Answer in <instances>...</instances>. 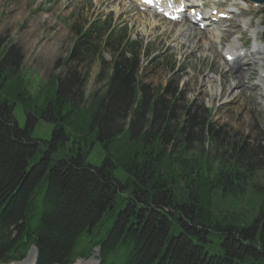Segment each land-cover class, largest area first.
<instances>
[{"label":"trees","instance_id":"trees-1","mask_svg":"<svg viewBox=\"0 0 264 264\" xmlns=\"http://www.w3.org/2000/svg\"><path fill=\"white\" fill-rule=\"evenodd\" d=\"M111 28L104 20L78 29L63 75L35 101L26 97L19 52L0 48V262L33 244L36 264H70L94 247L99 264H264V187L254 183L264 148L214 127L209 109L198 114L189 103L177 114V82L150 90L141 79L148 48ZM96 60L93 80L103 85L86 95ZM178 67L170 62L171 74ZM38 120L52 124L49 140L32 138ZM71 138L97 141L100 165L79 149L58 155ZM212 141L218 157L191 148ZM248 190L258 197L248 222L218 211V194Z\"/></svg>","mask_w":264,"mask_h":264},{"label":"rangeland","instance_id":"rangeland-1","mask_svg":"<svg viewBox=\"0 0 264 264\" xmlns=\"http://www.w3.org/2000/svg\"><path fill=\"white\" fill-rule=\"evenodd\" d=\"M236 1L240 2L236 10L247 8L244 0ZM232 2H229L226 8L230 7ZM247 10L237 18L218 25L215 29H201L204 34L193 38L199 46L215 39L219 54L216 57L209 51L191 52L192 50L183 43L186 39L178 36L177 30L181 25L173 22L172 27L160 15L154 18L159 24L157 27L153 28L144 19L142 21L139 18L140 14L145 15L148 21H151L152 14L149 10L145 11L146 13L143 12L131 0H0V48L13 46L19 52L22 57L20 75L26 86V97L35 101L37 94L38 97L41 95L38 91L45 89V85L50 83L54 75H63L65 70L63 62L76 39V31L85 29L92 21L107 20L110 22L114 35L125 31L130 40H142L148 48L150 57L145 55L141 57L143 67L141 79L150 90L159 86L166 87L168 81H171L172 88L177 82L179 91L175 102L177 114L183 113L189 103H192L193 110L198 114L203 109H209L214 127L229 135H234L238 141L245 138L248 144L261 145L264 148L263 96L259 92L252 95L246 84L242 88L239 86L233 88L231 93L227 87L221 88V80H226L225 71L231 64V62L227 64L223 57L227 47H239L236 37L238 38L242 33L241 40L245 45L247 41V45H244L242 50L245 52V50L252 49L257 23L261 18L264 26V6L260 9L250 6ZM259 10L261 12H258ZM231 26L238 27L239 32L234 31L227 35L225 31ZM252 32H254V37ZM222 35L223 38H220ZM260 45H264L263 40H260ZM102 56L106 63L110 62L109 52L103 51ZM238 60L240 64L246 62L244 55H240ZM170 62L179 66L172 74L169 69ZM253 69L255 74L251 75L249 81L257 83L261 70L260 65H254ZM262 69L264 70V67ZM98 70L96 60L90 67V78L85 87L86 95L103 85V81L93 80ZM227 81L228 84L234 82L231 78ZM212 91L217 93L214 98H211ZM47 93L48 90L45 91L44 97L49 96ZM23 110L19 101L14 103L13 116L21 128L25 123ZM51 130V123L38 120L31 136L35 140L46 141L50 139ZM191 145L197 154H200L201 148H205L210 152L211 157H218L215 155L217 151L213 141L208 145L201 142H194ZM78 149L81 152H87L84 157L87 164L100 165L104 152L102 146L95 140L89 146H84V144H75L71 138L64 143L58 155L71 152L70 150L75 152ZM36 159L37 157L34 160ZM259 164V172L254 177V183L259 187H264L263 156ZM114 175L120 181L125 179V174L120 168L115 169ZM215 198L219 212L222 214H226V210L235 212L241 222L250 220L251 209L254 208L252 206L258 201V197L253 196L249 190L238 198L232 196L222 198L220 194ZM93 256L97 260V252H93L90 257ZM90 257L79 259L77 264H96L97 262L90 260Z\"/></svg>","mask_w":264,"mask_h":264},{"label":"bare ground","instance_id":"bare-ground-1","mask_svg":"<svg viewBox=\"0 0 264 264\" xmlns=\"http://www.w3.org/2000/svg\"><path fill=\"white\" fill-rule=\"evenodd\" d=\"M132 1L138 7L142 5L139 2V0H132ZM250 6L251 7H254V8H258V7L255 6V4H252ZM169 10L170 11H175L176 8L174 6H170L169 7ZM247 11L248 10H246V12ZM156 15L159 16L160 14L153 13L152 16H151L152 19H150L151 21H148L146 19V16L143 15V14L142 15L140 14V17L139 18L142 19V21L144 19L145 22H148L154 28V27H157L159 25L158 22H156V20L154 19ZM251 15H253V13H251ZM145 22H143V24ZM175 22L177 23V19H175ZM182 22L183 23L178 28L177 33H178V36L179 37H182V38L186 39L183 43L185 45H187V47L190 50H192L191 52H193L195 50L197 52H199L201 50H203V52L204 51H209L210 53H214L216 55V57H217L218 50H217V48L215 46V42H216V41L214 42L215 39L214 40L211 39L209 42L207 41L208 42L207 44L204 43V44H201L200 46L197 45V42H195V40H193V38H197L198 36L200 37V34H202V33L199 32V29L195 27V24L192 23L191 21H189L188 19H184V20H182ZM187 22H189V24ZM168 24H170V26H172V27L174 25L173 22H171V21ZM262 26H263V24H262V18H261L258 21V23H257V31H256V37H255V45L253 46L252 49H250V50L248 49L245 52L244 51H241V48H242L241 46H244L245 45L244 42L241 40L242 37H243V34L241 33L240 36L238 37V40L241 43L240 48L239 49H233V48H231V51L230 52H227V53H229L231 55H235V58H237V59H238V57L240 55H244V58L246 60V62L243 63V64H240L239 61L232 60L231 61V64L228 65V68L225 71V76L227 78H226V80H221V88L225 89L227 87V89L230 90L229 93H231V91L233 90V88H236L238 86L240 88H242L243 86H245L244 84H246L247 87L249 88V90L251 91L252 95H253V93L258 94V92H259V94L261 96H263V98H264V70L262 69L264 67V45L263 46L260 45V43H259V35H258L261 32V30H262ZM193 27H195V28H193ZM234 31L239 32L238 27L231 26L229 30H226L225 31V33L227 35H230ZM221 38H223V35L221 36ZM224 59H225V54H224ZM257 64L260 65V69H261L259 71L260 74H259L258 82L257 83H251L249 81L250 80V77H251V75L255 74L253 72L254 71L253 66L254 65H257ZM228 78L233 79L234 82L231 83V84H228V81H227ZM216 95H217L216 92H214V91L211 92V98L216 97ZM234 99H232V100H234ZM34 258H35V251H34V249H30L29 252H28V254H27V257L25 258V260L22 263H20V264H30V263H33ZM89 259L90 260H93L96 263V260H95L94 256L93 257H90Z\"/></svg>","mask_w":264,"mask_h":264},{"label":"water","instance_id":"water-1","mask_svg":"<svg viewBox=\"0 0 264 264\" xmlns=\"http://www.w3.org/2000/svg\"><path fill=\"white\" fill-rule=\"evenodd\" d=\"M261 2H263L264 0H260ZM263 38H264V32H263Z\"/></svg>","mask_w":264,"mask_h":264}]
</instances>
